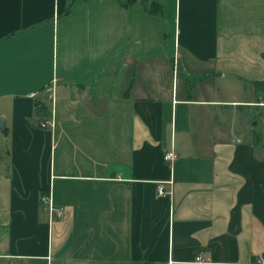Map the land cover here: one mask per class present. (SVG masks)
Listing matches in <instances>:
<instances>
[{"label":"crops","instance_id":"0c3cea01","mask_svg":"<svg viewBox=\"0 0 264 264\" xmlns=\"http://www.w3.org/2000/svg\"><path fill=\"white\" fill-rule=\"evenodd\" d=\"M147 1L0 0V264H262L264 0Z\"/></svg>","mask_w":264,"mask_h":264},{"label":"built area","instance_id":"2783aa9c","mask_svg":"<svg viewBox=\"0 0 264 264\" xmlns=\"http://www.w3.org/2000/svg\"><path fill=\"white\" fill-rule=\"evenodd\" d=\"M177 157H178L177 152L173 148L168 149L165 152V155H164L165 161L167 163H169V164H173L174 161L177 159ZM166 185H169V189L166 188ZM173 185H174V180H173L172 177L169 180L161 181L159 183V194L160 195H165V194H170L171 195L172 192H173ZM42 201L44 203H47L50 206V210H51V214L52 215H54V216L55 215L60 216L63 213V208L57 207L54 204V201H53L52 197L50 196V194H48V193L43 194L42 195ZM196 261L199 262V263H206V262H208L201 255H199L196 258ZM259 262H261L262 264H264V255H260L259 256Z\"/></svg>","mask_w":264,"mask_h":264},{"label":"rangeland","instance_id":"374dc122","mask_svg":"<svg viewBox=\"0 0 264 264\" xmlns=\"http://www.w3.org/2000/svg\"><path fill=\"white\" fill-rule=\"evenodd\" d=\"M239 110V118L244 126L251 131L253 138H257V134H261L262 141L264 142V107H246Z\"/></svg>","mask_w":264,"mask_h":264},{"label":"trees","instance_id":"16d2710c","mask_svg":"<svg viewBox=\"0 0 264 264\" xmlns=\"http://www.w3.org/2000/svg\"><path fill=\"white\" fill-rule=\"evenodd\" d=\"M129 1H130V3H133V2H135L137 0H129ZM147 2L149 3L150 1L148 0ZM149 5H150V11L152 13L161 14L163 12V6H162V4L157 3V2H150ZM255 91H256V93L258 95H261V94L264 95V81H256L255 82ZM38 105H39V109L41 111H44V113L47 115L48 114V112H47L48 111L47 104H44V103L41 104L40 103ZM256 136H257V138H254L255 143L256 144H259L260 142H262V136H261L260 133L257 134Z\"/></svg>","mask_w":264,"mask_h":264},{"label":"water","instance_id":"95a60500","mask_svg":"<svg viewBox=\"0 0 264 264\" xmlns=\"http://www.w3.org/2000/svg\"><path fill=\"white\" fill-rule=\"evenodd\" d=\"M0 131L3 133L4 136H6L7 125H6V121L3 117H0Z\"/></svg>","mask_w":264,"mask_h":264}]
</instances>
